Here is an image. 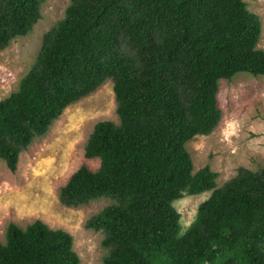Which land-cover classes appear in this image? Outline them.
<instances>
[{"label":"trees","instance_id":"obj_1","mask_svg":"<svg viewBox=\"0 0 264 264\" xmlns=\"http://www.w3.org/2000/svg\"><path fill=\"white\" fill-rule=\"evenodd\" d=\"M47 0H0V51L30 35ZM243 0H70L18 91L0 102V160L11 172L63 112L114 83L120 124L98 123L85 147L99 159L61 189L68 208L110 199L87 223L104 264H264V170L240 169L217 189L194 172L187 144L222 119L221 80L264 77L260 18ZM212 192L180 234L173 207ZM73 237L41 221L10 224L0 264H80Z\"/></svg>","mask_w":264,"mask_h":264},{"label":"rangeland","instance_id":"obj_2","mask_svg":"<svg viewBox=\"0 0 264 264\" xmlns=\"http://www.w3.org/2000/svg\"><path fill=\"white\" fill-rule=\"evenodd\" d=\"M262 23L257 48L264 51V0H243ZM70 0H47L42 20L30 35L18 38L0 51V102L18 91L21 80L34 65L45 34L65 16ZM114 83L107 80L93 94L68 107L48 134L35 139L20 155L17 170L11 172L0 160V244L6 242L10 224L26 229L37 221L52 230H62L74 239L80 264H104L108 251L104 235L87 229V223L114 204L100 199L78 208H68L60 192L82 166L96 172L99 159H87L85 147L100 122L120 124ZM222 119L215 131L187 144L194 172L209 167L218 174L217 189L235 178L240 169L264 170V77L237 74L221 80L217 94ZM212 192L184 196L173 204L180 214L183 234L195 223L200 206Z\"/></svg>","mask_w":264,"mask_h":264}]
</instances>
